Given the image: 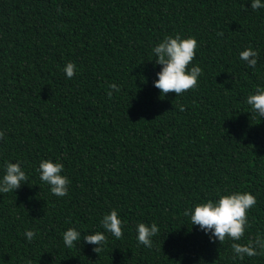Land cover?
<instances>
[{"label":"trees","instance_id":"trees-1","mask_svg":"<svg viewBox=\"0 0 264 264\" xmlns=\"http://www.w3.org/2000/svg\"><path fill=\"white\" fill-rule=\"evenodd\" d=\"M250 4L0 0V178L5 162L20 161L28 175L0 193V264H264V251L234 261V241L210 242L185 215L218 194L248 192L257 202L236 242L264 238V118L246 104L264 87V8ZM176 34L197 40L189 69L202 75L195 89L164 96L152 49ZM249 46L259 54L254 69L239 57ZM68 62L77 66L71 79ZM113 83L121 91L109 98ZM42 160L64 165L67 196L40 180ZM113 209L123 237L105 233L97 256L82 239L103 232ZM153 222L149 249L136 225ZM68 228L81 233L71 249Z\"/></svg>","mask_w":264,"mask_h":264},{"label":"clouds","instance_id":"clouds-1","mask_svg":"<svg viewBox=\"0 0 264 264\" xmlns=\"http://www.w3.org/2000/svg\"><path fill=\"white\" fill-rule=\"evenodd\" d=\"M245 7V6H242ZM252 10L264 8L261 0H251ZM246 10V7H245ZM59 11V9H58ZM223 36V33H217ZM198 42L194 37L181 38L179 34L175 36L168 35L163 38L153 49L155 64L160 65V71L156 73L157 79L153 82L164 96L174 93L180 96L183 93L195 89L198 86V78L202 75V69L199 66L189 65L195 58ZM240 59L248 67L255 68L258 62V51L253 50L251 46L245 48L239 53ZM77 66L73 62H68L63 68L68 79L75 76ZM108 97L111 98L113 91H121L115 83L110 84ZM246 104L250 106L252 114L264 118V87L256 86L254 93L246 98ZM180 111H184L183 105H178ZM4 131H0V139L4 138ZM64 165L52 160H42L36 171L39 173L40 180L50 186L51 193L56 197H65L68 195L69 178L62 175ZM28 175L22 169L21 162H5L4 175L0 178V193L15 192L22 184H27ZM215 201L208 200L204 203L194 205L193 210L185 212L190 215L192 225H196L200 230L209 235L210 242L218 241L220 245L224 244L226 239L234 241L231 244L233 252L232 259L243 260L247 257H254L264 251V238L257 236L249 239L246 244L237 243L244 236L245 229L249 226L248 212L255 206L256 197L248 192H232L230 194L219 195ZM100 226L103 232L97 231L94 234L85 235L83 241L86 244L94 245L92 251L99 256L104 251L108 242L110 233L114 238L123 237V222L119 218L116 210H111L103 215L100 220ZM137 241L140 245L151 249L153 247V237L159 233L156 223L146 224L138 223L136 225ZM36 236V232L27 230L25 237L31 242ZM64 245L71 249L76 247L77 242L81 241V233L75 228H68L63 233ZM161 251V246L160 249ZM27 264H31L28 261Z\"/></svg>","mask_w":264,"mask_h":264}]
</instances>
